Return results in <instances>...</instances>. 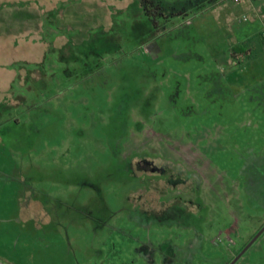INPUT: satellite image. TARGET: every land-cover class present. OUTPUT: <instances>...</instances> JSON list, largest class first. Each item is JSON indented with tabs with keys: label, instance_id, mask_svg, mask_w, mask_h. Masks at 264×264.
<instances>
[{
	"label": "rangeland",
	"instance_id": "rangeland-1",
	"mask_svg": "<svg viewBox=\"0 0 264 264\" xmlns=\"http://www.w3.org/2000/svg\"><path fill=\"white\" fill-rule=\"evenodd\" d=\"M259 159L264 0H0V264H227Z\"/></svg>",
	"mask_w": 264,
	"mask_h": 264
},
{
	"label": "trees",
	"instance_id": "trees-1",
	"mask_svg": "<svg viewBox=\"0 0 264 264\" xmlns=\"http://www.w3.org/2000/svg\"><path fill=\"white\" fill-rule=\"evenodd\" d=\"M139 1H141L145 6H147V5L150 6L151 3L153 2V0H139ZM160 3H161V0H158V6ZM244 48L245 47L240 44V45H236V46L232 47V50L235 53H237V51L242 53V49H244ZM242 175L245 177L244 178L245 181L243 183V185H244L243 188L246 191H248V193L250 194V198L252 199L253 203L263 207L264 206V163H262L261 159H259V162L253 161V164H251V168L249 170L244 168V170L242 171ZM172 244L177 248L176 244H174V243H172ZM158 251L160 253H162L165 256V258L167 257L166 254H164L165 253L164 251H162V250H158ZM176 255H177V252H176V254H174V258H173V260H171L170 264H173V261H174ZM166 260H168V259H166ZM232 260L227 261V264H229Z\"/></svg>",
	"mask_w": 264,
	"mask_h": 264
},
{
	"label": "water",
	"instance_id": "water-1",
	"mask_svg": "<svg viewBox=\"0 0 264 264\" xmlns=\"http://www.w3.org/2000/svg\"><path fill=\"white\" fill-rule=\"evenodd\" d=\"M264 233V226L252 237V239L246 244V246L239 252L237 256L229 264H235L245 253L250 249V247L259 239V237Z\"/></svg>",
	"mask_w": 264,
	"mask_h": 264
},
{
	"label": "flooded vegetation",
	"instance_id": "flooded-vegetation-1",
	"mask_svg": "<svg viewBox=\"0 0 264 264\" xmlns=\"http://www.w3.org/2000/svg\"><path fill=\"white\" fill-rule=\"evenodd\" d=\"M155 252H156V251H153V254H152V255H153V256H152V260H153L154 263H155V261H154V254H155ZM162 255H163V254H162ZM139 257H142V258H143L144 256L141 255V256H139ZM176 257H177V255H176ZM176 257H175L174 261L176 260ZM163 260L165 261L166 264H168V263H167V260H166V258H165L164 255H163ZM174 261H173V264H174ZM169 264H170V263H169Z\"/></svg>",
	"mask_w": 264,
	"mask_h": 264
},
{
	"label": "crops",
	"instance_id": "crops-1",
	"mask_svg": "<svg viewBox=\"0 0 264 264\" xmlns=\"http://www.w3.org/2000/svg\"><path fill=\"white\" fill-rule=\"evenodd\" d=\"M15 39H16V38H15ZM24 39H26V38H25V37H23L21 40H24ZM30 39H31V41H32V40H33V41H35L34 39H36V37H35V38L31 37ZM16 44H17V42L15 43V47H17V45H16ZM34 44H35V43H34Z\"/></svg>",
	"mask_w": 264,
	"mask_h": 264
}]
</instances>
